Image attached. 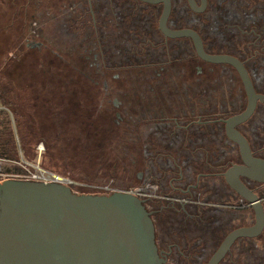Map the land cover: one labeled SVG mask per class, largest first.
I'll return each mask as SVG.
<instances>
[{"label":"flooded vegetation","instance_id":"obj_1","mask_svg":"<svg viewBox=\"0 0 264 264\" xmlns=\"http://www.w3.org/2000/svg\"><path fill=\"white\" fill-rule=\"evenodd\" d=\"M151 1L12 0L29 15L19 48L68 54L77 72L66 75L92 96L77 116L84 143L93 133L127 160L126 189H95L142 201L165 264H207L232 233L255 227L258 209L260 231L235 237L218 264H264V0H168L164 30L187 32L175 36L160 27L164 2ZM213 57L237 61L258 96L235 125L246 90Z\"/></svg>","mask_w":264,"mask_h":264},{"label":"water","instance_id":"obj_2","mask_svg":"<svg viewBox=\"0 0 264 264\" xmlns=\"http://www.w3.org/2000/svg\"><path fill=\"white\" fill-rule=\"evenodd\" d=\"M157 2L151 0H143ZM160 20L162 31L169 9ZM189 3L194 7L192 0ZM227 62L241 76L247 94L246 110L233 117L235 125L252 113L255 95L243 67L229 57ZM229 137L241 151L248 152L245 140L234 130ZM232 187L239 191L237 186ZM254 228L232 233L207 264H218L232 240L251 235L263 226L258 209ZM0 264H165L158 254L154 229L142 201L129 192L76 194L65 183L6 179L0 181Z\"/></svg>","mask_w":264,"mask_h":264},{"label":"rangeland","instance_id":"obj_3","mask_svg":"<svg viewBox=\"0 0 264 264\" xmlns=\"http://www.w3.org/2000/svg\"><path fill=\"white\" fill-rule=\"evenodd\" d=\"M54 31L56 32L55 28ZM54 31L52 32L55 33ZM3 40L4 38L1 40L2 43L8 44L7 40ZM62 41L63 38L60 39V42ZM1 42L0 93L1 91H11V102L13 105L15 104L11 109L17 110L16 123L22 141L27 147L36 144V152L37 148H40L39 162L42 167L61 178L73 180L71 182L75 183L74 192L76 194L102 193L95 189L98 185H123V182L118 179L121 167L117 165L116 172L111 169L116 162L115 153L110 148L111 145L103 146L99 150H89L90 146L84 143L79 133L77 127L79 119L77 116H73L72 111L75 110L79 113L81 106L91 105L92 96L90 97L86 85L75 84L79 78L68 77L65 68L59 67L55 54H62V57H65L62 48L54 46L55 54L53 55L47 50H41L38 55L41 54L42 57L36 68L34 67L35 58H31L25 64L24 70H31L33 74H30V71L26 81L22 82L20 78L25 73L19 71V76L17 74L16 81L13 79L14 82L11 85V74L14 73V70L13 67H8L14 61L21 59L20 57L24 56V51L21 50L19 55L14 49L5 56L8 50ZM66 60L69 59L66 58ZM72 62L76 63L77 61ZM4 63H7L6 68L2 65ZM78 66L80 67V65ZM39 69L40 74L44 77V84L38 80ZM73 82L75 86H73ZM83 83L86 84L84 81ZM75 93L78 94L79 100L73 96ZM45 112L47 115L54 112L60 117L56 116L54 119L51 116L52 120H48L44 117ZM70 116L74 118L72 119ZM37 160L36 156V163Z\"/></svg>","mask_w":264,"mask_h":264},{"label":"trees","instance_id":"obj_4","mask_svg":"<svg viewBox=\"0 0 264 264\" xmlns=\"http://www.w3.org/2000/svg\"><path fill=\"white\" fill-rule=\"evenodd\" d=\"M12 0H0V42L1 40L4 38L3 41L7 40L6 42L8 44H4L2 43V45L7 48V53L5 54V56L10 53V51L12 52V50L17 51V53L20 55V51L23 50L24 51V56H21L20 58L23 59H19L13 62V64H10L11 66L8 68H12L14 70V73L11 74V82L10 84L12 85L14 80L16 81L17 78V74L20 73L21 71H23L25 74H23L20 78V80L22 82L26 81V79L28 78V73L31 71H25V64H27L29 62V60L31 58H35V65L34 67L36 68V65L39 64V59L42 57L41 54L38 55V53H40L38 50L36 49H27V48H19V43L21 42L22 38H23V24L25 25V23L27 21H29V15L23 17L21 14H19L18 12V6L16 7L15 5H13ZM23 21V22H22ZM91 30L92 27H91ZM54 47H52L53 49ZM63 51V49H62ZM64 53V51H63ZM38 55V58H37ZM76 55H74L75 57ZM55 57L57 58L58 62H59V67H64L65 68V72L68 73H72V71H74L73 73H76L77 71H75L70 65L69 63L66 62V60H64V58H68V54L64 57H62V54H55ZM2 59V57L0 58ZM78 60V59H77ZM7 63H4L2 65H4L6 68ZM20 71V72H19ZM40 69L38 71V80L40 82H42L43 84L45 83L44 77L40 74ZM72 73V74H73ZM30 74H33V71H31ZM19 76V74H18ZM32 76V75H31ZM30 76V78H31ZM74 97L77 98V100H79V96L77 93H75L73 95ZM12 99V95H11V91L7 90V91H1L0 93V107H4L7 109H11L12 107L15 106V104L13 105L11 102ZM92 104H95L94 102H92ZM12 110V111H11ZM9 110L14 118V125H15V129H16V133H17V137H18V142H19V147L21 149L22 152V156L24 158L25 161L29 162V163H35L36 161V156H37V152H36V144H33L30 148L27 147L24 142L22 141V136L19 133L18 130V125L16 123L17 121V110L16 109H11ZM73 116H78V112L73 110L72 111ZM55 119V117H60L59 115H57L56 113H52L51 115H47V113L45 112L44 117L47 118L48 120H52V117ZM73 116H70V118H74ZM53 119V120H54ZM46 120V119H45ZM49 123H51L49 121ZM93 123H95V120L93 119ZM92 134V138L90 142L85 143L86 145L90 146L88 147L89 150H99L100 148H102L103 146H107L106 145H97L96 143V135ZM114 153H119V150H121V146L120 145H111V147ZM116 155V154H115ZM0 156L4 157L7 160H12V161H18V156H17V144L15 142V138H14V134L12 132L11 129V125L10 122L8 120L7 114L4 111H0ZM117 156V155H116ZM120 163V164H119ZM117 165L119 167H121V172L119 171L118 174L119 177L118 179L121 180V182H123V185L120 184H113V186H117L118 188L121 189H126L127 188V160L126 159H117L115 164L112 165L116 168ZM40 166L42 167V165L40 164ZM43 168V167H42ZM45 169V168H43ZM13 170L14 172L20 173L21 170L19 169V167L14 166L12 169H7L6 171L9 172ZM47 170V169H45ZM48 171V170H47ZM50 172V171H49ZM52 173V172H51ZM69 179V178H68ZM70 181H73L71 179H69ZM69 187L71 188V190L74 192V189L76 188L75 185H69ZM75 193V192H74Z\"/></svg>","mask_w":264,"mask_h":264},{"label":"built area","instance_id":"obj_5","mask_svg":"<svg viewBox=\"0 0 264 264\" xmlns=\"http://www.w3.org/2000/svg\"><path fill=\"white\" fill-rule=\"evenodd\" d=\"M0 111H4L7 114L8 120L11 125L12 132L14 134L15 142L17 144V156L18 161L7 160L0 156V181L6 179H19L29 181H41L43 183L56 182L65 183L71 185V182L67 179L61 178L58 175L51 173L40 166L41 150L37 148V163H29L24 160L21 149L19 147L18 137L15 130L14 119L11 112L4 107H0ZM11 166V167H10ZM14 166L19 167L20 173L14 172L13 170L7 172V169H11Z\"/></svg>","mask_w":264,"mask_h":264}]
</instances>
